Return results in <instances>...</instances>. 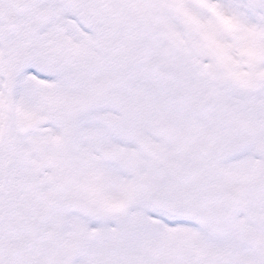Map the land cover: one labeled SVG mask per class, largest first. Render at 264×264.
<instances>
[{"label": "snow or ice", "instance_id": "6c2138e0", "mask_svg": "<svg viewBox=\"0 0 264 264\" xmlns=\"http://www.w3.org/2000/svg\"><path fill=\"white\" fill-rule=\"evenodd\" d=\"M0 264H264V0H0Z\"/></svg>", "mask_w": 264, "mask_h": 264}]
</instances>
